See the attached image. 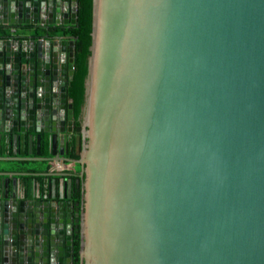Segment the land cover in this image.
<instances>
[{"label":"water","instance_id":"1","mask_svg":"<svg viewBox=\"0 0 264 264\" xmlns=\"http://www.w3.org/2000/svg\"><path fill=\"white\" fill-rule=\"evenodd\" d=\"M78 13L0 0V148L84 180L0 167V264H264V0H94L80 126Z\"/></svg>","mask_w":264,"mask_h":264},{"label":"trees","instance_id":"2","mask_svg":"<svg viewBox=\"0 0 264 264\" xmlns=\"http://www.w3.org/2000/svg\"><path fill=\"white\" fill-rule=\"evenodd\" d=\"M78 2V24L68 28L66 34L78 39L76 71L75 78L70 85V97L74 100L76 125L80 126L83 124L86 114V81L89 77V59L92 56L94 0H78ZM46 151L47 147H44V155L47 154ZM70 156L79 159L76 153L75 138L70 141ZM83 181L84 180L81 179L73 185V199L78 204H81L83 200ZM74 234L75 264H80L79 252L81 246V233L78 223L75 225Z\"/></svg>","mask_w":264,"mask_h":264},{"label":"crops","instance_id":"3","mask_svg":"<svg viewBox=\"0 0 264 264\" xmlns=\"http://www.w3.org/2000/svg\"><path fill=\"white\" fill-rule=\"evenodd\" d=\"M3 145V144H2ZM3 148V146H2ZM6 149V148H5ZM46 155H48V150L46 151ZM29 157L35 158L38 157L37 155V147L34 146L31 149V153L28 154ZM21 157L20 150L17 147H12L10 149L2 150L0 148V167L4 168L6 171L9 172H28L26 176H11V179H22L28 181L30 177H33L36 181V189L37 192H44L47 193L48 190V180L53 179L52 191L57 195V197H64L66 200V180L73 179V185L75 183V177L80 175L79 166L70 163H57L53 165V167H49L48 164H41L36 162H28L27 164L21 163L18 161L17 158ZM77 168V169H75ZM27 169V170H26ZM43 171V172H42ZM48 173L49 176H41L40 173ZM74 173V176L64 177L60 175V173ZM43 180H45L46 187H43Z\"/></svg>","mask_w":264,"mask_h":264},{"label":"flooded vegetation","instance_id":"4","mask_svg":"<svg viewBox=\"0 0 264 264\" xmlns=\"http://www.w3.org/2000/svg\"><path fill=\"white\" fill-rule=\"evenodd\" d=\"M75 178H76V179H75V182H79V181L81 180L80 175L77 176V177H75Z\"/></svg>","mask_w":264,"mask_h":264},{"label":"built area","instance_id":"5","mask_svg":"<svg viewBox=\"0 0 264 264\" xmlns=\"http://www.w3.org/2000/svg\"><path fill=\"white\" fill-rule=\"evenodd\" d=\"M15 33V31L14 30H12V34H14Z\"/></svg>","mask_w":264,"mask_h":264}]
</instances>
